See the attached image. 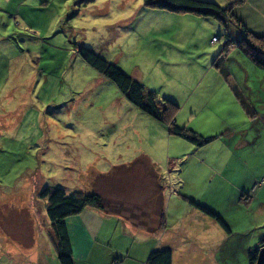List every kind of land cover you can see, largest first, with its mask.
<instances>
[{
    "label": "rangeland",
    "instance_id": "obj_1",
    "mask_svg": "<svg viewBox=\"0 0 264 264\" xmlns=\"http://www.w3.org/2000/svg\"><path fill=\"white\" fill-rule=\"evenodd\" d=\"M236 30L227 44L213 16L151 8L145 0H0V264H60L38 196L43 187L91 193L101 174L94 180L107 208L155 227L152 218L157 224L158 208L167 207L157 182L171 183V168L181 163L185 189L207 198L204 206L229 227L216 222L220 233L208 251L218 261L248 264L247 248L264 237V70L236 47ZM75 44L137 78L158 102L176 104L177 125L218 136L198 146L169 134L83 61ZM197 148L224 157V179L215 169L188 170ZM210 178L207 194L200 185ZM119 228L109 248L89 250L92 263L76 257L73 264L108 257L113 264L115 253L128 250ZM172 244L182 250L188 241ZM228 247L239 263L226 256Z\"/></svg>",
    "mask_w": 264,
    "mask_h": 264
},
{
    "label": "crops",
    "instance_id": "obj_2",
    "mask_svg": "<svg viewBox=\"0 0 264 264\" xmlns=\"http://www.w3.org/2000/svg\"><path fill=\"white\" fill-rule=\"evenodd\" d=\"M212 1L217 2L221 6H225L234 0ZM4 7H9V5L4 4ZM8 9L11 11L10 8ZM21 10L25 11V8L20 9L19 12H21ZM232 10L248 29L256 35H264V0H243L241 3L234 5ZM235 34H237L236 37H238L241 32L237 31ZM212 37L215 36L213 35ZM216 136H218V134H214V137ZM222 147L224 148V144H222ZM198 149L199 148L195 149V151ZM199 152L200 154L196 156L197 164L193 165V167L189 166L188 170L194 169L195 171H202V173L207 171L206 173L210 174L215 169V172L223 175L222 178L224 179V166L222 162L224 157H220L219 153L215 151H213L212 154L216 156V159H213L214 156L212 154L208 157L207 154H205V149H199ZM174 158L178 159L179 157L175 156ZM171 169L172 172L175 171L172 173V176L170 175L171 183L167 182V185L165 186L164 184V187L158 183L160 192L161 194L163 193L164 196V202L167 200V207L164 208L166 221L161 228L152 227V229L149 230L145 228L144 225L138 226L119 213H105L99 210L84 209L79 214L67 217L66 226L72 247L73 262L76 261V257L81 258L84 263H86L85 261L90 262L88 259L91 258L92 252L89 251L90 249H93L94 254L97 255L99 250H106V248H109L108 241L110 244L112 232L120 227L121 242H123V246L125 241L128 243L126 246L128 250L124 253L123 251L115 253L114 257H112L113 260H109V262L112 261L113 264H145L150 250L157 247L171 248L172 264L214 263V258L216 259V257L212 255L211 250L208 251L210 248H207V245L211 244L213 232L219 231L216 222L218 224L220 223L213 216L205 213L191 202V200H193L198 204L207 205V198H202L201 196L197 197L195 196L196 194L190 195V192L185 189L187 180L182 179L180 175L183 170L182 163L174 165ZM206 181L209 184V182H212V179H204L200 185V190L203 188L204 192L208 194L210 186H205ZM190 183L195 187L197 180H193ZM170 204L172 205L171 214L169 211ZM180 207L184 209L182 212L179 211ZM224 229L227 233L229 232V228L226 229L224 227ZM178 238L188 241V245L182 247V250L177 249L176 246L172 244V241H177ZM92 241L93 244L88 245L92 243ZM225 241L227 243L228 239ZM259 241L252 246L258 245ZM231 244V246L234 245V243ZM244 244L241 245L242 250H246L247 246ZM229 249L228 247L226 256L233 254V263H239V261H237L238 255L236 254V249H230V252ZM130 250L133 252L132 254H129ZM108 258L96 264H108ZM215 264L229 263L225 262L223 257V260L220 261L216 259Z\"/></svg>",
    "mask_w": 264,
    "mask_h": 264
},
{
    "label": "trees",
    "instance_id": "obj_3",
    "mask_svg": "<svg viewBox=\"0 0 264 264\" xmlns=\"http://www.w3.org/2000/svg\"><path fill=\"white\" fill-rule=\"evenodd\" d=\"M243 0H234L225 6L219 5L212 0H145V5L151 8L165 9L175 12H192L198 15L213 16L225 29V43L230 41L229 31L236 28L241 34L236 37V47L258 68L264 70V35H256L243 23V21L233 12L234 5L241 3ZM231 27V28H230ZM228 30V31H227ZM219 39V37H214ZM226 46V44H225ZM76 52L88 65L97 70L102 76L113 81L122 95L131 102L135 107L147 113L151 117L165 124L167 132L184 138L185 140L202 145L212 140L214 136L203 137L197 131L179 126L175 122V114L178 106L168 99L158 102L154 90H145L142 83L135 77L127 74L115 63L106 60L103 56L93 49L84 45L75 44ZM125 165H121L124 167ZM119 166H115L113 171H117ZM126 168V167H124ZM101 174L94 177L100 179ZM93 179L94 191L91 193L83 192L79 189L66 191L60 186H45L39 192L38 196L44 199L46 216L50 221V228L53 232V241L58 250V259L60 264H73L72 247L68 230L66 226L67 217L79 214L84 209L99 210L105 213H118L117 208H107L104 201L105 196L98 190L97 180ZM157 182V181H156ZM158 184V182H157ZM159 191H160V186ZM98 188V189H96ZM205 213L213 216L223 227L229 228L224 220L214 211L204 205L198 204L191 200ZM159 215L155 222V227L163 224L164 209L158 208ZM120 214V213H119ZM145 228L151 230L152 227L146 223H140ZM138 225V224H137ZM264 243V237L256 246L247 249L248 264H254L257 249ZM145 264H172V250L170 247H157L150 250L145 260Z\"/></svg>",
    "mask_w": 264,
    "mask_h": 264
},
{
    "label": "water",
    "instance_id": "obj_4",
    "mask_svg": "<svg viewBox=\"0 0 264 264\" xmlns=\"http://www.w3.org/2000/svg\"><path fill=\"white\" fill-rule=\"evenodd\" d=\"M254 264H264V243L257 249V255Z\"/></svg>",
    "mask_w": 264,
    "mask_h": 264
}]
</instances>
